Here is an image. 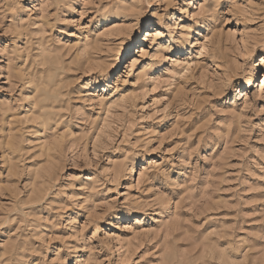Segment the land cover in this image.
<instances>
[{
  "label": "rangeland",
  "instance_id": "rangeland-1",
  "mask_svg": "<svg viewBox=\"0 0 264 264\" xmlns=\"http://www.w3.org/2000/svg\"><path fill=\"white\" fill-rule=\"evenodd\" d=\"M0 264H264V0H0Z\"/></svg>",
  "mask_w": 264,
  "mask_h": 264
},
{
  "label": "bare ground",
  "instance_id": "bare-ground-1",
  "mask_svg": "<svg viewBox=\"0 0 264 264\" xmlns=\"http://www.w3.org/2000/svg\"><path fill=\"white\" fill-rule=\"evenodd\" d=\"M141 47H139V49H140ZM140 53L142 52V51H139ZM110 78V77H109ZM108 78V79H109ZM249 86H252L253 85V83L252 82H249V84H248Z\"/></svg>",
  "mask_w": 264,
  "mask_h": 264
}]
</instances>
